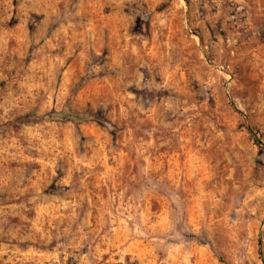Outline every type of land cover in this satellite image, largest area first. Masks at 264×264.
Returning a JSON list of instances; mask_svg holds the SVG:
<instances>
[{
    "label": "rangeland",
    "instance_id": "1",
    "mask_svg": "<svg viewBox=\"0 0 264 264\" xmlns=\"http://www.w3.org/2000/svg\"><path fill=\"white\" fill-rule=\"evenodd\" d=\"M3 175L17 264H264V0H0Z\"/></svg>",
    "mask_w": 264,
    "mask_h": 264
},
{
    "label": "crops",
    "instance_id": "2",
    "mask_svg": "<svg viewBox=\"0 0 264 264\" xmlns=\"http://www.w3.org/2000/svg\"><path fill=\"white\" fill-rule=\"evenodd\" d=\"M242 1L244 2V0H241V2ZM8 179L9 177H7L6 175L0 176V195L1 197L4 198V200L12 196L15 197V195L20 190L19 186H14V184L19 185V182L18 183H11V182L8 183L7 182ZM7 191L9 192L7 193ZM20 194H21V191H20ZM11 211L13 212L11 216L16 217V208L11 209ZM10 217L8 218L6 211H4L3 209H0V264H17V261L19 260V257L21 255L18 245L16 246L17 241L19 242V237L16 235L15 230L14 232L7 233L5 229L6 224L9 222L11 223ZM11 224L16 225V221H13V223ZM9 234H11V236L9 237V239H6V235H9ZM10 242H12V245Z\"/></svg>",
    "mask_w": 264,
    "mask_h": 264
}]
</instances>
